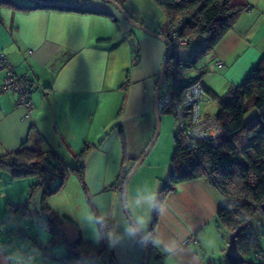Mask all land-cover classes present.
I'll list each match as a JSON object with an SVG mask.
<instances>
[{
  "label": "crops",
  "instance_id": "1",
  "mask_svg": "<svg viewBox=\"0 0 264 264\" xmlns=\"http://www.w3.org/2000/svg\"><path fill=\"white\" fill-rule=\"evenodd\" d=\"M116 1L136 22L167 36L163 33L167 21L155 0ZM246 2L249 7L232 28L195 64L194 75L211 93L222 94L239 85L264 57V0ZM33 4L30 0L0 2V52L16 74L32 77L34 104L25 117L24 110L15 106L16 94L0 92V154L26 144L75 164L85 147L86 152L82 177L72 172L78 180L72 182L74 191L61 198V205L55 198L64 187L45 199L57 215L51 222L61 230L62 238H55L47 219L40 222L41 232L33 227L35 236L23 230L26 234L17 237L12 231L15 221L32 218L30 212L29 217L11 214L10 202L26 203L28 208L30 201L24 200V193L39 179L13 178L7 171L0 175L4 182L0 185L5 187L0 186V264H142V240L124 231L123 187L117 186V179L122 167L136 161L154 135L153 91L166 45L130 25L116 7L103 0L80 5L86 11L30 8ZM125 34L133 37L135 49ZM218 61L222 67L216 65ZM3 75L0 71V83ZM216 111L207 105L202 113L215 115ZM172 152L173 143L172 148L156 145L129 178L126 202L133 211H139L132 205L138 191L157 196ZM24 178L28 180L19 181ZM33 192L41 202L42 189ZM224 202L219 190L203 179L179 183L165 195L158 215L155 246L161 257L150 251L147 264H221L224 249L215 216ZM89 216L107 219L116 242H109L108 230L106 254L81 248L74 257H67L68 242L98 244L103 239L102 229L100 238H95L87 223ZM59 218L64 222L59 223ZM149 225L141 231L144 235ZM261 233L257 237L264 251ZM190 237L194 240L187 242Z\"/></svg>",
  "mask_w": 264,
  "mask_h": 264
},
{
  "label": "trees",
  "instance_id": "2",
  "mask_svg": "<svg viewBox=\"0 0 264 264\" xmlns=\"http://www.w3.org/2000/svg\"><path fill=\"white\" fill-rule=\"evenodd\" d=\"M155 3L165 15L167 24L180 21V37L192 39L191 43L201 42L202 48L190 60H181L185 66L194 69L249 7L246 0H155ZM40 7L86 11L80 6L37 3L30 8ZM205 88L217 105L214 116L223 135L216 143L211 139H190L179 130L173 135L169 170L157 194L158 210H153L148 232L144 235L149 252L157 253L158 258L161 255L155 246V228L164 197L179 183L193 179L207 181L224 197L225 202L215 216L218 227H224L230 233L239 226H246L236 238L240 253L244 256L250 249H254V253H264L260 250L259 238L246 231L253 217L262 212L261 205L264 204V57L239 85L230 86L224 93H211ZM85 152L86 147L77 155L72 168L79 178L82 177ZM49 155L55 161L47 159ZM134 163L122 167L117 183L124 182ZM0 170L9 172L13 178L38 177L39 181L32 185L31 192L42 189L41 203L49 216L48 225L55 237L62 238L61 230L51 222L57 215L47 206L45 199L63 187L64 163L52 151H41L23 144L14 151L0 154ZM55 175H60L61 181L52 189L47 181ZM105 234L98 244L78 240L68 242L67 257H74L81 248H93L100 255L106 254Z\"/></svg>",
  "mask_w": 264,
  "mask_h": 264
},
{
  "label": "built area",
  "instance_id": "3",
  "mask_svg": "<svg viewBox=\"0 0 264 264\" xmlns=\"http://www.w3.org/2000/svg\"><path fill=\"white\" fill-rule=\"evenodd\" d=\"M179 28L180 21L167 24L172 53L165 65L159 88L158 112L163 114L172 111L178 124V130L188 138L196 140L211 139L216 143L219 137L223 135V129L214 115H204L202 113V106L205 107L211 104L213 98L206 90L203 81L197 76H192L195 69L185 66L178 57L177 50L179 47L186 46L192 41V39L180 37L178 34ZM124 36L135 49L133 37L130 34ZM195 39L200 40L198 37ZM173 51L175 52L174 55ZM29 54H31V51H29ZM216 65L222 67L220 61L216 62ZM0 71L4 72L0 83V92L15 93V106L21 107L24 110V116L29 117L34 110L31 99L32 77L27 74H16L13 65L3 52H0ZM47 159L54 160L51 155ZM123 183L120 180L117 186L122 188ZM9 209L11 214H16L19 217H29L26 203L10 202ZM105 221L107 227L102 229L103 233L110 229V223L107 219ZM193 240V237H190L187 242ZM254 256L257 264H264V253L256 251Z\"/></svg>",
  "mask_w": 264,
  "mask_h": 264
},
{
  "label": "rangeland",
  "instance_id": "4",
  "mask_svg": "<svg viewBox=\"0 0 264 264\" xmlns=\"http://www.w3.org/2000/svg\"><path fill=\"white\" fill-rule=\"evenodd\" d=\"M166 32H167V29L166 30L164 29L163 33L165 34ZM201 46H202V44L200 41L192 42L186 46H180L179 49L177 50L179 59L190 60L192 58V56L198 50L201 49ZM194 50H195V52L192 53ZM174 53L175 52L173 51V55H174ZM194 73H195V71L192 72V76H195ZM209 105L212 106L213 110H216L217 105L214 101H212L211 104H209ZM202 111H203V106H202ZM159 128H160L159 134H158L157 140H156L153 147H155L156 145H159V144H163V145L168 144L172 148V137L175 133L178 132V124L176 122V119H175L172 111H167L163 114H160V116H159ZM74 166H75L74 163H71L69 161L68 162L64 161V167L66 170L65 180H64V185H63L64 188L62 189V192H60L62 194H59L60 196H56V198H55L57 201V205L62 204L61 198H63L64 195H66L68 193H72L74 191V185L72 184V182L74 180H77L76 178H74V175H72V172H73L72 168ZM5 173H6V171L0 170V175H4V176L7 175ZM25 179L26 178H24V180H19V181L25 182L28 180V178H27V180H25ZM60 181H61L60 175H55L51 179L49 178V180L47 181V184H48L49 188L53 189L60 183ZM0 183L4 184L3 181H0ZM10 183L12 185H16V184H14L13 180H10ZM0 186H2V185H0ZM2 188L5 189V187H3V186H2ZM15 192H16V194L19 193L17 190H15ZM0 194L2 195L3 191L0 192ZM1 195H0V199L3 198ZM24 200L30 201L28 208H29V212L31 214L30 217L32 218L33 221L31 219L30 220L26 219L27 221H22L19 218L17 219V221H15V223L12 227V229H13L12 231H14V233H16L18 238H22V236L20 237L18 235L19 227H22L26 232H28V234L30 236H35L33 227L41 232V227H40L41 220H43V219L49 220L47 217L48 216L47 212L45 210H43L42 203L39 201L38 198H35L33 191L31 192V190L27 188V191L24 193ZM58 222L63 223L64 220L62 218H59ZM25 224H28V228L24 227ZM246 231L250 235H253L255 237L258 236V234H262L261 232H264V213H262V212L257 213L253 217V219H252L250 225L247 227ZM218 232H219V240L221 241L223 249H224L223 252L221 253V255L219 256V259L222 262L221 264H226L224 253H225V250L227 248V240H228L229 233L224 227H218ZM55 238H57V237H55ZM243 257H244V262L241 264H252V263L256 264V260L254 257V249H250L249 251H247Z\"/></svg>",
  "mask_w": 264,
  "mask_h": 264
},
{
  "label": "water",
  "instance_id": "5",
  "mask_svg": "<svg viewBox=\"0 0 264 264\" xmlns=\"http://www.w3.org/2000/svg\"><path fill=\"white\" fill-rule=\"evenodd\" d=\"M30 1L37 3V4H43V5L72 7V6H80L89 0H79L76 2L49 1V0H30ZM103 1H106V2L110 3L111 5H113L114 7H116L117 10L121 13V15L127 20V22L130 25H132L133 27H135L137 29L142 30L143 32L147 33L148 35H150L152 37H155V38L161 40L163 43H165L166 48H167L166 54H165L163 61L160 65L158 78H157V81H156V84L154 87V91H153V111H154V117H155V132H154V135H153L151 141L149 142L148 146L146 147V149L142 153V155L138 159H136L134 165L130 169L128 175L126 176V178L124 180V185L122 188L121 205H122L123 211L127 217L129 215V213L127 212V209L125 207V205L127 203L126 202L127 183L129 181V178L132 176V174L136 171V169L143 162L144 158L151 151L152 147L154 146V144L157 140L158 134H159V129H160L159 128V116H160V114L158 112L159 88H160L162 76L164 73L165 65H166V63L170 57V54H171L172 45H171V42L168 39V37L161 35L159 33H156L155 31H152V30L144 27L142 24L136 22L129 14H127L125 12V10L122 8V6L116 0H103ZM261 211L264 212V204L261 205ZM245 228H246V226L242 225V226L237 227L235 230H233L232 232L229 233L228 240H227V248H226L225 253H224L226 264H241L244 262V257L240 253V251L237 247L236 238L241 231L245 230ZM23 230L24 229L22 227H19V230H18L19 235L24 236L26 234L25 231H23ZM136 234L142 240L143 256H144L142 264H147L148 257H149V250H148V245H147L145 236L141 231L136 233Z\"/></svg>",
  "mask_w": 264,
  "mask_h": 264
},
{
  "label": "clouds",
  "instance_id": "6",
  "mask_svg": "<svg viewBox=\"0 0 264 264\" xmlns=\"http://www.w3.org/2000/svg\"><path fill=\"white\" fill-rule=\"evenodd\" d=\"M132 205L139 211H133L127 203L125 205L129 215L123 223L124 231L127 235H135L140 231H147L148 224L151 219V212L158 210V200L156 194L138 191L136 196L132 198ZM87 223L91 226L96 239L100 238V231L107 227V223L103 217L89 216ZM110 243H115L116 233L114 230L107 232Z\"/></svg>",
  "mask_w": 264,
  "mask_h": 264
},
{
  "label": "flooded vegetation",
  "instance_id": "7",
  "mask_svg": "<svg viewBox=\"0 0 264 264\" xmlns=\"http://www.w3.org/2000/svg\"><path fill=\"white\" fill-rule=\"evenodd\" d=\"M166 37H168V30H167V36ZM169 39V38H168ZM171 53H172V50H171Z\"/></svg>",
  "mask_w": 264,
  "mask_h": 264
}]
</instances>
